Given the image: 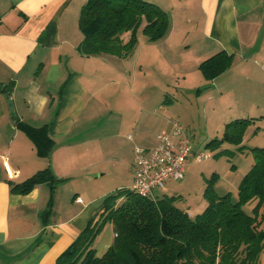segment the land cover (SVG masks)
Here are the masks:
<instances>
[{"label":"crops","instance_id":"1","mask_svg":"<svg viewBox=\"0 0 264 264\" xmlns=\"http://www.w3.org/2000/svg\"><path fill=\"white\" fill-rule=\"evenodd\" d=\"M87 1L0 0V264H55L105 196L132 188L136 146L154 148L157 134L173 121L185 126L188 138L196 133L198 119L207 138H219L227 123L242 118L241 112L256 118L255 133L263 128L264 113L257 115L256 110H264V102L240 104L244 95L238 91H254L264 72V0H149L169 14L170 29L163 39L146 43L140 31L138 44L125 58L79 52V16ZM121 38L127 42L130 32ZM145 46L153 57L148 66ZM222 50L233 53L235 61L208 81L199 65ZM164 67H172V84L158 79ZM151 68L157 72L154 81ZM9 82L14 113L2 90ZM169 86L176 90L169 91ZM18 121L46 129L54 141L48 157L37 154ZM123 135L127 150L120 143ZM245 141L244 151L228 143L220 149L245 153L250 148ZM217 152L209 153L212 157ZM191 157L199 161L195 152ZM191 157L182 180L169 178L153 197L176 196L175 204L194 218L208 206L204 192L211 175L195 173ZM47 166L59 182L44 223L48 184L14 194L7 180L22 182ZM212 173L217 174L220 195L237 197L246 173ZM248 204L253 208L255 203ZM114 237L113 224L107 222L94 243L97 256L105 254ZM261 253L264 264V248Z\"/></svg>","mask_w":264,"mask_h":264},{"label":"trees","instance_id":"2","mask_svg":"<svg viewBox=\"0 0 264 264\" xmlns=\"http://www.w3.org/2000/svg\"><path fill=\"white\" fill-rule=\"evenodd\" d=\"M80 14L83 41L78 50L84 56L111 54L125 58L138 44L140 31L149 42H156L170 29L169 14L149 0H88ZM126 32H130V38L124 42L121 36ZM234 61L233 53L222 50L203 60L199 70L212 81ZM12 88L13 82H9L2 90L10 95ZM206 88L208 84L196 91ZM255 120H231L222 135L211 139L206 147L218 151L215 157L233 156V151L220 149L224 143L244 151L245 132ZM17 126L33 141L40 157L50 155L54 141L45 128H34L22 121ZM249 150L254 164L241 180L237 197L231 192L220 195L215 190L217 174L212 173L204 192L208 206L193 218L175 204L176 196L144 197L132 189H118L103 198L97 213L55 264H260L264 248V146ZM7 182L14 194H28L39 184H48L50 198L41 213L47 223L59 182L51 167L22 182ZM253 202L247 212L245 206ZM107 222L113 224L114 241L105 254L97 256L94 243Z\"/></svg>","mask_w":264,"mask_h":264},{"label":"built area","instance_id":"3","mask_svg":"<svg viewBox=\"0 0 264 264\" xmlns=\"http://www.w3.org/2000/svg\"><path fill=\"white\" fill-rule=\"evenodd\" d=\"M262 67L264 70V63ZM170 127L157 134V144L151 150L141 146L135 148L131 189L141 196L153 197L156 189H163L169 178L182 180L186 163L193 155L185 126L173 121ZM209 157L211 154L207 152L195 155L199 161ZM76 200L82 202L81 197Z\"/></svg>","mask_w":264,"mask_h":264},{"label":"rangeland","instance_id":"4","mask_svg":"<svg viewBox=\"0 0 264 264\" xmlns=\"http://www.w3.org/2000/svg\"><path fill=\"white\" fill-rule=\"evenodd\" d=\"M145 38V43L148 42V38L146 36H144ZM145 50H146V63L147 66L151 63L152 60V56L151 53L149 54V49L146 48L145 46ZM133 53V52H132ZM131 55V54H130ZM129 55V56H130ZM152 69V68H151ZM153 70V76L151 81L155 80V76L157 75V72H154ZM159 74H161L162 78H157L161 81H163V85H165V83H171V74H172V67H164L162 68V72H159ZM148 75V73H147ZM149 77V76H148ZM149 80V78H148ZM257 87H255L254 91H250V93L245 94L243 93V88L241 89V93L240 91H238L239 94H241L243 96L242 99L239 100L240 104H243L245 101H248L249 99H254V101H261L264 102V97H262V94L264 92V72L262 75V78H260L259 82L256 84ZM170 89H168L169 91H171L172 89L174 90L175 88L170 87ZM176 90V89H175ZM195 98H198L199 95L197 94H193ZM247 95H249V98H247ZM194 98V99H195ZM200 102V101H199ZM200 104V103H199ZM241 112V114H238L239 117H249V114L243 113ZM257 115H261L264 113V110H256ZM185 119L188 121V118L185 117ZM204 122L202 119H198L195 122V126H196V130H195V134L193 136L189 135V138L191 139V145L193 147V152H195V155L199 154V153H212L210 148L206 147V143L208 141H210L211 139L207 138L209 137L208 133L205 130V126ZM257 124H253L251 123L246 132H245V142L251 147V146H258V145H264V122L262 124V129L259 130V133H255V131L257 130ZM206 139H209L206 141ZM120 143L123 146V150H127V146H128V140L127 138L123 135L122 137H120ZM130 143V142H129ZM228 156L227 155H219V156H212L211 158H207L206 160L203 161H196L193 159V157H191L190 162H192V169L194 170L195 173H199V172H203L204 174H208L211 175L214 169H219V171L221 170L223 173L224 171L230 169L232 172H236V173H232L231 176L235 177V176H239L244 175V173H246V171L250 168V166L252 165V160H253V153L251 152V150L247 149V151H245V153H240V152H236L232 158H230L228 160ZM233 164H235L236 166L232 168ZM216 167V168H215ZM181 181V180H180ZM252 208V204H247L245 206V210L251 211Z\"/></svg>","mask_w":264,"mask_h":264},{"label":"water","instance_id":"5","mask_svg":"<svg viewBox=\"0 0 264 264\" xmlns=\"http://www.w3.org/2000/svg\"><path fill=\"white\" fill-rule=\"evenodd\" d=\"M10 95L6 94V98H7V102L9 104V108L11 109V111L13 112L14 110V107H13V104H12V100L11 98L9 97ZM14 113V112H13Z\"/></svg>","mask_w":264,"mask_h":264}]
</instances>
